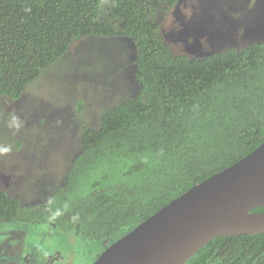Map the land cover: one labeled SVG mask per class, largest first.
Returning <instances> with one entry per match:
<instances>
[{
	"label": "trees",
	"instance_id": "16d2710c",
	"mask_svg": "<svg viewBox=\"0 0 264 264\" xmlns=\"http://www.w3.org/2000/svg\"><path fill=\"white\" fill-rule=\"evenodd\" d=\"M181 0H0V99L26 87L79 38L135 46L139 94L83 128L81 150L45 200L0 188L2 226H53L93 256L264 142V41L204 57L175 56L159 15ZM124 25L100 17L101 7ZM264 211V208L255 212ZM53 230V231H54ZM186 264H264V234L220 236Z\"/></svg>",
	"mask_w": 264,
	"mask_h": 264
},
{
	"label": "rangeland",
	"instance_id": "374dc122",
	"mask_svg": "<svg viewBox=\"0 0 264 264\" xmlns=\"http://www.w3.org/2000/svg\"><path fill=\"white\" fill-rule=\"evenodd\" d=\"M100 17L123 30L107 6ZM158 18L175 56L201 58L264 41V0H181ZM135 60L128 37H81L19 98L0 99V188L9 197L32 205L52 194L80 153L83 128L100 129L103 112L139 94ZM2 228L0 263L92 264L94 259L81 255V244L53 226Z\"/></svg>",
	"mask_w": 264,
	"mask_h": 264
},
{
	"label": "water",
	"instance_id": "95a60500",
	"mask_svg": "<svg viewBox=\"0 0 264 264\" xmlns=\"http://www.w3.org/2000/svg\"><path fill=\"white\" fill-rule=\"evenodd\" d=\"M260 208L264 142L107 246L93 264H186L220 236L264 234Z\"/></svg>",
	"mask_w": 264,
	"mask_h": 264
},
{
	"label": "flooded vegetation",
	"instance_id": "af4514ba",
	"mask_svg": "<svg viewBox=\"0 0 264 264\" xmlns=\"http://www.w3.org/2000/svg\"><path fill=\"white\" fill-rule=\"evenodd\" d=\"M50 195H51V194H50ZM50 195H49V196H50ZM49 196H48V197H49ZM1 239H2V235L0 234V243H1ZM57 245H58V244H57ZM0 264H8V263H6V262L3 263V262H1Z\"/></svg>",
	"mask_w": 264,
	"mask_h": 264
}]
</instances>
